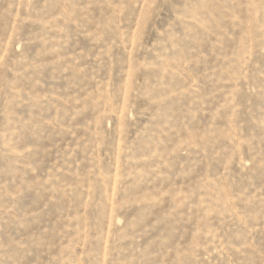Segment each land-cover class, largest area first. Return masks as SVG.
Instances as JSON below:
<instances>
[{
    "label": "rangeland",
    "instance_id": "rangeland-1",
    "mask_svg": "<svg viewBox=\"0 0 264 264\" xmlns=\"http://www.w3.org/2000/svg\"><path fill=\"white\" fill-rule=\"evenodd\" d=\"M0 264H264V0H0Z\"/></svg>",
    "mask_w": 264,
    "mask_h": 264
}]
</instances>
